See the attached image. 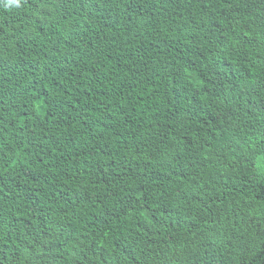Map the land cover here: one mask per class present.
I'll list each match as a JSON object with an SVG mask.
<instances>
[{
  "label": "trees",
  "instance_id": "trees-1",
  "mask_svg": "<svg viewBox=\"0 0 264 264\" xmlns=\"http://www.w3.org/2000/svg\"><path fill=\"white\" fill-rule=\"evenodd\" d=\"M0 264H264V0H0Z\"/></svg>",
  "mask_w": 264,
  "mask_h": 264
},
{
  "label": "clouds",
  "instance_id": "clouds-1",
  "mask_svg": "<svg viewBox=\"0 0 264 264\" xmlns=\"http://www.w3.org/2000/svg\"><path fill=\"white\" fill-rule=\"evenodd\" d=\"M11 3H14L16 7H19L20 6V0H10Z\"/></svg>",
  "mask_w": 264,
  "mask_h": 264
}]
</instances>
